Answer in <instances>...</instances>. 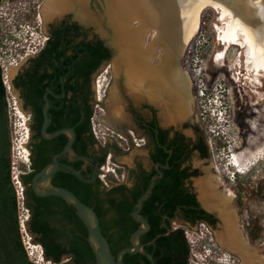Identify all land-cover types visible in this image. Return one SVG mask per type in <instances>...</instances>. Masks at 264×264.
Here are the masks:
<instances>
[{
  "label": "trees",
  "instance_id": "obj_1",
  "mask_svg": "<svg viewBox=\"0 0 264 264\" xmlns=\"http://www.w3.org/2000/svg\"><path fill=\"white\" fill-rule=\"evenodd\" d=\"M213 13L212 9H206L203 12L200 33L208 31ZM64 40L69 43L67 36ZM78 45L81 54L80 75L82 88H84L85 85H90L91 77L104 64L110 62L111 52L99 38H89L85 32H82ZM66 71V68L56 69V76ZM46 74L34 70L30 75L23 76L22 83L17 81L14 83V87L21 90L24 110L30 103L34 108L33 122L30 125V164L28 167L22 166L23 175L20 176L24 186V206L29 212L25 226L33 244L42 247L43 257L47 263L96 264V258L89 243L88 231L78 218L75 208L60 197L40 198L31 188H28L33 177L48 162L45 157L46 141L42 136L45 124L43 96L46 88L51 86L44 82L49 76ZM73 90H75L73 85H66V96L62 99L48 95L50 108L46 133L53 136L59 130L73 128L76 132L75 143L82 144L87 133H90L93 138L90 121L94 113L89 108L88 111L84 110L85 115H82L77 105V95L72 94L69 97V93ZM59 92L56 91L55 95L58 96ZM8 107L7 90L0 70V264H36L30 260L22 240L18 196L12 177ZM81 119L84 120L82 124H79ZM49 125H51L50 128H48ZM38 139L41 142L36 144L35 141ZM50 140L56 142L55 147L57 151H60L68 143L69 136L62 134ZM203 150L204 157H209L207 148L204 147ZM107 154L101 163H105ZM150 157L153 163L158 161L154 152ZM172 168L165 171L162 179L155 181L153 191L148 200L143 203L140 212V217L150 224V230L141 237V245L143 252L153 257L154 264H190V247L184 230L181 227L174 229L173 221L179 219L194 226L200 221L213 218L200 207L196 195L189 193L184 187L183 172L179 170V167ZM77 170H79L78 166ZM154 175V171L151 173L142 171L134 187L128 188L121 185L105 190L102 184L93 187L91 184L80 182L68 170H63L55 176V184L57 187L74 193L80 201L96 212L100 220L101 231L116 258L121 250L132 246L131 237L141 228V225L134 220V212L137 210L138 200L151 186V179ZM240 191L248 193L246 189H239V193ZM248 194L264 198L262 187L258 192L251 191ZM163 219L166 221V226H163ZM215 225L216 220L213 221V226ZM262 231L263 229L258 227L255 221L248 222L246 232L249 242L257 244L261 240ZM124 264H152V262L148 256L139 253L126 254Z\"/></svg>",
  "mask_w": 264,
  "mask_h": 264
},
{
  "label": "flooded vegetation",
  "instance_id": "obj_2",
  "mask_svg": "<svg viewBox=\"0 0 264 264\" xmlns=\"http://www.w3.org/2000/svg\"><path fill=\"white\" fill-rule=\"evenodd\" d=\"M47 2L48 0H0V70L2 71V66L8 67L7 70L12 90L21 101L23 110L21 90L15 88L14 83L16 81L22 83L24 75H30L34 70H39L40 73L43 74L45 72L50 76H47L48 78L44 81L45 84L51 85L46 88L43 96L45 107L47 105L46 99H48V95L61 99L65 98L66 85H73L75 90L69 93V97L72 94L77 95V105L79 109H81L82 115L84 116V110L88 111L89 108H91L94 113L97 104V91L94 78L97 73L91 77L90 85H85L84 88H82V78L80 75L81 54L78 44L81 41V34L85 32V30L72 19L71 15L46 18L44 9ZM157 35L158 32L155 36L156 39ZM65 36L69 39V43H66V40H64ZM147 37L148 35L145 41L139 45V48L142 47L140 50L146 53V63H144L146 65L144 76L146 80L145 82H139L140 85L134 82H132V86L130 85L131 87L125 85L129 88L128 90L130 92L138 90L139 94H142V100L138 104L129 102L126 105L127 116L130 120L128 135L131 137L129 132H133L134 136L137 135V137L142 140V143L139 146L133 145L127 151L121 150L115 143L103 146L95 139L92 131V121H90L93 138L90 136V133H87L82 144L75 143L72 153L61 156L58 161L61 165H70L76 170L78 166L79 170L77 171L80 172L82 177L87 181H92L86 184H91L93 187L102 184L105 190L121 185H125L128 188L134 187L142 171L150 173L154 171L155 175H159L160 172L162 175L160 179H162L165 176V171L171 167L174 168L178 166L179 170L183 172L182 178L184 180V187L188 189L189 193L196 195L200 207L212 215L213 218L208 221H200L194 226L177 219L172 222V225L176 224V222H179L182 226L189 227L205 224L213 231V229L217 227L219 219H221L222 223L223 219L218 210L211 208L213 212L208 211L201 205L198 199L200 192L197 186L198 181L205 178L209 179V176H203L204 172L200 164L202 163L204 166L211 158L212 146H210L201 128L191 123L190 111L188 112L187 110L189 104L187 109L184 108L182 106L183 102L180 100L181 98L178 97L172 55H165L161 61L163 66H158L154 63L157 50L166 43H162V40H160L158 36V41L154 38L155 40L151 45L148 44L146 46L144 44H146ZM170 44H172L173 49V43H169L168 45L171 49ZM167 49L169 51V48ZM226 50L228 49L224 48V56L222 58H225L227 55L228 51ZM40 59L43 61H39ZM62 68H66L67 71L56 76V69ZM156 72L162 75L158 80L154 77ZM56 91H60L58 96L55 95ZM180 103L182 104L180 105ZM24 111L30 115L31 125L34 117L33 104L30 103ZM83 120L84 119H81L79 124H82ZM50 126L51 125H49L48 128H50ZM47 136L50 137L52 135ZM44 140L46 141L45 157L48 162L42 169L52 164L54 157L59 155L65 148L64 146L62 150L57 151L58 149L55 147V141ZM35 142L38 144L41 141L38 139ZM204 147L207 148L209 157H204ZM134 149L147 151L146 160L148 164L136 157L133 160L132 167L125 168L121 166L123 169L125 168L124 172L126 177L124 181L113 182L109 187L104 186L99 179L101 168L105 164L101 163L103 157L107 153V156L112 154L113 161H116L114 159L119 157L121 152L130 153ZM79 151H81L80 154ZM153 152L155 156L158 157L156 163H153L150 157ZM63 170L66 169H60L52 177L51 185L53 187H57L55 184V176ZM83 175H85V177ZM195 180H197L196 186L198 192L194 187ZM30 186H28V188H31L34 192L33 179ZM219 190L218 188L217 192H219ZM255 191H259V184L255 186ZM232 209L233 208H231V210ZM214 220H216L215 227L213 226ZM163 226H166L165 219H163ZM254 251H256V249H254ZM259 253V256L264 258L260 250Z\"/></svg>",
  "mask_w": 264,
  "mask_h": 264
},
{
  "label": "rangeland",
  "instance_id": "obj_3",
  "mask_svg": "<svg viewBox=\"0 0 264 264\" xmlns=\"http://www.w3.org/2000/svg\"><path fill=\"white\" fill-rule=\"evenodd\" d=\"M254 1L259 2L260 0ZM93 5L95 12L101 11L98 0H93ZM213 12L208 31L200 33L199 30L185 49L180 61L181 70L187 72L190 77V85L186 90L188 112L190 111L191 123L201 128L212 146L211 158L204 166L202 163L200 164L204 172L203 176H209L211 180L217 182L219 192L223 195L233 193L232 211L237 212L239 231L249 246L251 245L256 251L260 250L264 255V198L248 194L255 191L257 184H259V189L263 188L264 193V79L258 89L247 84L248 80L243 79L244 74L247 73L245 67L239 63L238 70L235 68V63L243 54V50L237 46H232L229 49L225 56V62H221L222 64L215 62L216 53L225 47L219 41L220 30H218V26L224 27V24L219 22L218 12L216 10ZM84 30L89 38H99V32L94 26ZM156 34L155 30L148 34L146 46L151 45ZM170 46L172 49L171 44ZM171 49L167 44L161 46L156 52L154 63L161 64L165 55H171ZM202 55L204 57H201ZM113 68L114 63L113 65L111 62L104 64L94 78L95 85H97V81L103 85L102 107L105 109V114L98 115V120L103 129L110 128L116 132L128 134L130 120L127 116L126 105L129 102L138 104L142 100V94H139L138 90L130 92L125 87H119ZM12 96L14 97L12 98ZM12 96H9L8 107L12 177L18 195V192L24 189L20 179V176L23 175L22 166L28 167L30 164L31 130L30 115L22 109L21 101L13 90ZM116 98L119 104L114 103ZM16 112L22 120L18 119ZM135 136L137 137V135ZM223 146L226 147L223 148ZM237 156H245L249 160V165L242 167L243 169L248 168L244 174L236 172L232 165ZM136 157L148 164L147 151L139 149H134L130 153L121 152L114 162L128 168L132 167ZM124 169H120V172H124ZM196 182L197 180L194 181V187L198 192ZM239 189H246L248 193L243 191L239 193ZM238 194H240L239 197ZM204 208L208 210L207 207ZM27 215L28 213L19 205L21 223L22 220H26ZM251 220L263 229L261 240L257 244H251L247 237L246 227ZM180 225L179 222H176L173 227ZM222 225L223 223L219 219L217 227L213 229L214 247L218 253V255H214V258L221 256L224 259L225 254L227 262L231 258L230 264H242L236 254H232L230 250L219 243L218 234L224 232ZM22 240L31 261L36 264H49L46 261H41L42 247L33 244L26 226L25 230L22 226ZM211 264L221 263L211 261Z\"/></svg>",
  "mask_w": 264,
  "mask_h": 264
},
{
  "label": "bare ground",
  "instance_id": "obj_4",
  "mask_svg": "<svg viewBox=\"0 0 264 264\" xmlns=\"http://www.w3.org/2000/svg\"><path fill=\"white\" fill-rule=\"evenodd\" d=\"M88 2L89 0H48L44 14L49 19L72 12L82 22L93 21L102 26V15L94 19L88 12ZM206 5L218 12L219 22L224 24V27L217 28L220 30L219 41L228 49L226 51L232 46L243 50L235 68L238 70L240 65L244 66L247 73L243 79L246 78L248 85L258 89L264 79V0H106L109 27L116 33L117 38L114 39L123 44L118 58L113 61L117 81L122 80L127 87H131L132 82H145L146 53L140 50L142 47L139 48V45L155 30L158 32L156 41L159 36L162 43L174 45L171 55L176 89L183 102L182 106L187 109L186 90L190 85V77L181 70L180 61L185 49L200 30ZM223 51L224 49L215 55L217 64L223 62ZM158 72L154 74L156 80L162 76ZM114 103L119 104L117 98ZM232 165L243 169V166L249 165V160L245 156H237ZM217 185L211 178L197 182L199 199L209 210L215 207L223 219L224 232L218 234L219 243L240 257L242 264H264V258L259 256V251H254V248L247 245L239 231L236 214L231 210L233 193L223 195L217 192ZM41 261H45L42 256Z\"/></svg>",
  "mask_w": 264,
  "mask_h": 264
},
{
  "label": "water",
  "instance_id": "obj_5",
  "mask_svg": "<svg viewBox=\"0 0 264 264\" xmlns=\"http://www.w3.org/2000/svg\"><path fill=\"white\" fill-rule=\"evenodd\" d=\"M98 2L100 3V6H101L100 12H95L93 0H89L87 6H88V12L94 19L97 16L100 17V15H102V18H100V20L102 21V26L98 25L97 23L93 21L89 23L82 22L81 20L76 18L74 13L72 12H66L62 16L71 15L72 19L76 21L83 29H87L90 26H94V28L97 29L99 32L98 34L99 39L104 43L105 47L109 49L111 52L110 62L113 65V61L118 58L120 51H122L123 44H121L118 40H115L117 38L115 35L116 33L109 27L107 16H106V0H98ZM210 7H211L210 5H206L204 9H207ZM158 66H163L162 62ZM118 83H119V87L127 88L125 84L122 82V80L118 81ZM46 104L47 105L43 111L44 120H45V124L42 130L43 138L50 140L62 134H67L69 136V141L66 144L64 150L59 155L54 157L53 163L47 165L45 168H43L39 173H37L34 176L33 190L36 196L40 198H47L51 196L60 197V198L65 199L69 204H71L75 208L78 218L82 221V223L84 224V226L86 227L88 231L89 243L92 247L94 256L96 258V264H124V256L126 254L136 255L139 253L148 256L151 259L152 264H154L153 257L151 255L145 254L143 252V247L141 245V237L150 230V224L148 223L147 220L142 219L140 217V212L143 208V203L148 200L151 192L153 191V188L155 186V181L162 177L160 172H159V175L153 176V178L151 179V186L148 188L145 195L142 198H140L137 202V210L134 212V220L141 225V228L132 235L131 237L132 246L121 250L118 253L117 257L115 258L112 253L111 246L108 240L104 237L101 231L100 220L96 212L91 207L87 206L82 201H80V199H78L77 196L71 191H69L68 189L60 188V187H53L51 185L52 177L62 168L71 172L77 179H79L82 182L91 183L92 181L85 180L80 174V172L77 171L74 167L70 165H61L59 163L58 159L61 156L72 153L73 145L76 140V133L74 129L70 128V129L59 130L51 137L47 136L46 129L49 124L48 110H49V105H50L48 99H46ZM199 201L203 207H206V205L200 199Z\"/></svg>",
  "mask_w": 264,
  "mask_h": 264
},
{
  "label": "built area",
  "instance_id": "obj_6",
  "mask_svg": "<svg viewBox=\"0 0 264 264\" xmlns=\"http://www.w3.org/2000/svg\"><path fill=\"white\" fill-rule=\"evenodd\" d=\"M36 36V34H35ZM46 40V38H45ZM8 67L2 66L3 71V82L7 90V100L9 103V96H12V86L10 84L9 75H8ZM103 85L100 81H97L96 91H97V104L95 106V111L92 121V131L95 139L99 144L103 146H107L111 143H115L121 150L127 151L130 147L139 146L142 143L140 138L134 136L133 132H129L131 137L125 133H119L110 128L103 129L98 120V115L105 114V109L102 107V100L104 96L102 95ZM14 96H12L13 98ZM15 109V108H14ZM122 167L116 164L113 161L112 154L107 156L106 162L104 166L101 168V172L99 175L100 181L104 186L109 187V185L113 182H122L125 180L126 174L125 172H120ZM18 205L24 209L28 215L25 217L26 220H22L23 228L25 230V223L28 221L29 212L25 209L24 206V192L21 189V192H18ZM181 227L184 230L185 238L190 247V264H197V260H205L204 264H211V261H218L221 264H230V259L227 262L226 256L224 254V259L220 257H215L214 255H218L215 244V236L212 229L208 228L205 224H200L197 226L198 228L194 229L189 226H176V228ZM43 256V255H42ZM229 257H231L229 255ZM49 263V262H48ZM51 264V263H49Z\"/></svg>",
  "mask_w": 264,
  "mask_h": 264
},
{
  "label": "clouds",
  "instance_id": "obj_7",
  "mask_svg": "<svg viewBox=\"0 0 264 264\" xmlns=\"http://www.w3.org/2000/svg\"><path fill=\"white\" fill-rule=\"evenodd\" d=\"M17 115H18V114H17ZM204 262H205V260H202V259L197 260V264H204Z\"/></svg>",
  "mask_w": 264,
  "mask_h": 264
}]
</instances>
